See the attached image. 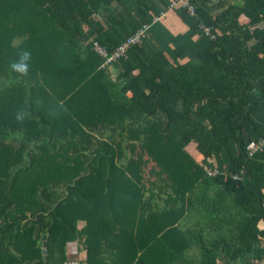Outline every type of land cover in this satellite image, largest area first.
I'll return each instance as SVG.
<instances>
[{
    "label": "trees",
    "instance_id": "16d2710c",
    "mask_svg": "<svg viewBox=\"0 0 264 264\" xmlns=\"http://www.w3.org/2000/svg\"><path fill=\"white\" fill-rule=\"evenodd\" d=\"M166 11L187 31L168 38L171 56H151L144 39L103 66L90 38L111 54L144 25L146 38ZM100 15L112 28L91 31L84 45ZM24 52L27 72H13ZM112 64L121 68L113 81L105 71ZM107 107L111 113L98 114ZM0 112L1 130L30 129L23 141L0 146L12 155L11 173L0 177V264L9 263L5 247L20 255L11 264H62L75 213L86 215V264H220V257L251 264L261 257L264 148L247 147L264 137L254 122L264 121V0H0ZM20 131L5 128L0 142ZM85 135L93 149L83 147ZM52 182L63 183L54 207L49 194L35 193ZM167 188L173 199L162 194ZM15 200L26 201L19 213L11 210ZM37 200L52 208L29 219ZM45 242L59 251L45 246L44 259Z\"/></svg>",
    "mask_w": 264,
    "mask_h": 264
},
{
    "label": "crops",
    "instance_id": "0c3cea01",
    "mask_svg": "<svg viewBox=\"0 0 264 264\" xmlns=\"http://www.w3.org/2000/svg\"><path fill=\"white\" fill-rule=\"evenodd\" d=\"M150 3L151 4L155 3V0H150ZM116 8L119 10V12L122 11V9L118 5H116ZM162 13L163 14L158 19L159 22L151 26L150 32L148 33L145 42L141 45V46H143L145 51L148 54H150L151 56L155 54L156 50L163 51L165 54L171 56V49H170V46H169L168 41H167L168 38L170 36H172V35H177L178 33H180L181 35H184L187 32L186 29H184V25L181 23V21L178 19L177 16H174L172 13H169L168 11L162 12ZM100 16L105 18L103 15H100ZM106 24H108V23H106ZM158 24H159V26H158ZM92 27L93 28L89 32H87L84 35V37H83L84 39H83L82 43L84 45H88V43H87L88 41H86L85 39L87 37H89V33L91 31H92V33L93 32L95 33L96 28L102 29L101 24L99 22L93 23ZM92 40H94V39L93 38L89 39V41L93 42ZM128 59L134 65H136V66L139 65V59L136 56V54L130 52V54L128 55ZM109 68H111V70L113 72L112 74H115V75H117L120 72V70H121V68L119 66L115 65V64L110 65L105 70L106 71H110ZM108 77H109V74H108ZM111 111H112L111 107H107L104 112L98 113V114H106L107 112L111 113ZM1 115H2V113L0 112V122H1ZM89 115H90V113H89ZM107 118H108V115L106 116V119ZM192 119L196 120V121L200 120V118L198 116H195V115H192ZM157 120L160 121V122L163 121V115L161 113L158 114V119ZM107 122H109L108 119H107ZM254 122L258 126V133H260V134L264 133V121L260 122L258 119H255ZM76 125H77V123L75 121V118H73V122L69 123L67 126H68V128L70 130H74V129H76ZM19 126H21V128ZM1 128H2V126H1V123H0V131L4 130L5 128H6V131H14V130H16L18 128L21 129V131H20V136L19 137L16 136L17 138L13 139V138H10V137H6L4 141L0 142V146L4 145V146L8 147V145L12 144L11 139L16 141V139L20 138L23 141L25 139V137H29L30 129H28L26 126H24L21 123H20V125L10 124L9 126H8V124H4L3 125L4 129L1 130ZM107 128L110 129V126H108ZM22 129H23L24 132H27L26 135L24 134ZM70 130H68L70 132L69 136L70 137L74 136V135H72V132ZM22 132H23V135H22ZM55 134H57V132H53V136ZM107 135L110 136L111 133L108 132ZM104 141H106L107 143L108 142L111 143L110 140H105L104 139ZM95 144H96V142H95V140H94V138L92 136H89V135H85L84 136V140H83V147L84 148L89 147L90 149H93V146ZM20 145H22V144H20ZM25 149H22L21 153H23L25 151ZM11 152H13V151H11ZM116 154L117 155H116V158H115V161H114V165H116L117 168H121L122 169L123 166H124V162L122 161L123 155H121L120 153H116ZM20 156H23V154H21ZM9 157H12V155L8 154V153H4V154L0 153V163H1V167H2V172L0 173L1 179L7 178V176L11 173V171H10L11 166H9L7 168V164L11 163V158L8 159ZM69 162H71V160ZM68 166H72V164L69 163ZM52 172H53V174H51V176L53 178L59 176L58 172H55V171H52ZM62 184L61 183L55 184V183L52 182L51 184L50 183L46 184L44 187L39 186V188H37V190H35V193L38 195V197L41 196L42 194H44V195L49 194L50 195L49 198L53 199V204L52 205L54 207L55 204H56V200H60V198H61V190H62V187H63ZM36 187H38V185H36ZM20 194L23 195V191L22 190L20 191ZM25 202H26L25 200H22V201L15 200V204L13 205L11 210L14 211V213H19L18 212V208L22 207L23 203H25ZM47 208L48 209L52 208L51 205L48 204V202L42 201V200H37L36 209L33 212L28 210L27 212H25V215H27V217L29 219H31V216H33L34 212L36 214H39V213H41L42 209H44V211L46 212ZM74 218H75V219H73V221H74V230H73L72 233H76V234L74 236V239H71V241H69V242H71V243H73L75 245L77 251H76L75 254H72V253H70V250H69L70 246H68V247L64 246L63 254H64L65 259H64L63 263L83 264L85 262L84 264H86L87 250L86 251L84 250V249H86L85 248L86 247V244H85L86 235L83 234V229H85L86 225H87L86 224V215H84V218H81V216H77L76 213H75ZM65 219L67 220V217H65ZM44 222H49V221L45 219ZM23 223H24V221H22L20 223V225L23 224ZM69 224H72V221ZM53 245L54 244L51 243V244H49V247H48L47 243L45 242V245H43L41 247V249H42V255L41 256L44 259H45L44 256H45V253H46V247H47V249L51 248V251L54 250V249H57L56 246H53ZM5 249H6V247L3 249V256H4L5 260L6 259L9 260V263L5 262L4 264H11L12 260L15 259V257L19 258L20 255H19V253L17 251L11 249V250H9L7 252V250L4 251ZM190 252H192V253H190ZM190 252H189L188 256L193 258L194 253L191 250H190ZM57 253H54V255H58ZM53 258H58V256L53 257ZM223 264H226V263L224 262Z\"/></svg>",
    "mask_w": 264,
    "mask_h": 264
},
{
    "label": "built area",
    "instance_id": "2783aa9c",
    "mask_svg": "<svg viewBox=\"0 0 264 264\" xmlns=\"http://www.w3.org/2000/svg\"><path fill=\"white\" fill-rule=\"evenodd\" d=\"M187 10H188L187 13H188L190 16H192V15L194 14V11H195V10H194V8H193L192 6H189V5H188V6H187ZM158 19H159V17H154V18L152 19V21H151V26L154 25L156 22H158ZM145 28H146V26H143V28H142L141 30L137 31V32L135 33L134 36L128 38L123 44H121V45H120V46L114 51V53H113L110 57L107 58L106 64H107V63H110L111 61H114L116 58H119V57L125 55V54H126V51L128 50V48H129L131 45L140 42V40L143 38V31H144ZM201 28H202L203 32H204L206 35H210V37H213V35H211V34L209 33V29H208V28H204V29H203L202 26H201ZM94 43H96V42H94ZM94 43L92 42L93 50H94L99 56H101V57H106V56H107V52H106L105 47L101 45L104 49L99 48V47H98L99 49H97V47H96L97 45L94 44ZM247 148H248V150L250 151V153H253V152H255V151H257V152L262 151V149L264 148V140H261V141H259L258 143H250V144L248 145ZM208 175H213V172L208 171ZM259 264H264V258L261 259V261L259 262Z\"/></svg>",
    "mask_w": 264,
    "mask_h": 264
},
{
    "label": "rangeland",
    "instance_id": "374dc122",
    "mask_svg": "<svg viewBox=\"0 0 264 264\" xmlns=\"http://www.w3.org/2000/svg\"><path fill=\"white\" fill-rule=\"evenodd\" d=\"M193 8H194V6H192ZM114 8V7H113ZM117 11H119L118 9H117ZM186 12H188V10H186ZM105 18H103V17H101L100 16V18L98 17V20L99 21H97V22H99L100 24H101V27H102V30L104 29V30H106V31H108L109 29H111L112 28V24H111V22L110 21H108L107 20V18H106V16L105 15H103ZM107 21V22H106ZM104 22V23H103ZM106 23H108V24H106ZM149 33V32H148ZM148 33H147V35H148ZM147 37V36H146ZM146 39V38H145ZM94 42H96V43H94ZM93 43L94 44H96L97 46V49H99V48H102V49H104L102 46H101V43L99 42V41H96V40H94L93 41ZM120 45V44H119ZM99 47V48H98ZM120 59H118V60H116V63H117V61H119ZM108 68V67H107ZM110 69V71H106L108 74H109V77H110V79L113 81V79L116 77V75L115 74H112L113 72H112V70H111V68H109ZM97 86V85H96ZM92 91H94V92H96V93H99V89H92ZM125 148H126V146H125ZM124 148V149H125ZM123 150V149H122ZM173 186V185H172ZM174 187V186H173ZM175 188V187H174ZM62 191V190H61ZM154 191H155V189H154ZM173 190L171 189V188H167V189H164L163 191H162V194L164 195V197H166V196H170L172 199L175 197V193L174 192H172ZM63 192V191H62ZM61 197H62V195H61ZM43 238H45V237H43ZM83 243V242H82ZM85 251H86V249H84ZM190 253H192V252H190ZM264 256V249H263V253L261 254V257H263ZM261 257H260V259H261ZM259 258H258V260H260ZM257 261V260H256ZM219 262H220V264H223L224 263V259L222 258V257H220L219 258ZM85 263V262H84ZM83 263V264H84ZM251 264H254V262H252Z\"/></svg>",
    "mask_w": 264,
    "mask_h": 264
},
{
    "label": "bare ground",
    "instance_id": "6f19581e",
    "mask_svg": "<svg viewBox=\"0 0 264 264\" xmlns=\"http://www.w3.org/2000/svg\"><path fill=\"white\" fill-rule=\"evenodd\" d=\"M144 26H146V28H145L144 31H143V38H142V39L140 40V42H138V43H141L142 40L145 39V30L148 28V26H147V25H144ZM142 28H143V27H142ZM142 28H141V29H142ZM141 29H139V30H141ZM139 30H138V31H139ZM134 35H135V34H134ZM134 35H132V36H134ZM132 36H131V37H132ZM128 38H130V37H128ZM128 38H127V39H128ZM127 39H126V40H127ZM116 49H117V48H116ZM116 49H115V50H116ZM115 50H114V51H115ZM114 51H113L111 54H108V53H107V56H106V57H101V56H100L101 58H103V66H108L109 64L115 62L117 59L126 56V54H125V55H123V56H121V57H119V58H116L114 61H111L110 63H107V64H106L107 58L110 57V56L114 53ZM106 52H107V51H106ZM126 52H127V51H126ZM261 140H264V137L261 138V139H259V140H257V141H251V142H249V144H250V143H258V142L261 141ZM44 237H45V236H44ZM68 246H70V249H69V250H70V253L75 254L76 251H77L75 245H74L73 243L69 242V243H67V247H68ZM263 258H264V256L261 257V259H263ZM259 259H260V258H259ZM261 259L255 261L254 264H259V262L261 261ZM63 264H73V263H63Z\"/></svg>",
    "mask_w": 264,
    "mask_h": 264
},
{
    "label": "clouds",
    "instance_id": "9594fccd",
    "mask_svg": "<svg viewBox=\"0 0 264 264\" xmlns=\"http://www.w3.org/2000/svg\"><path fill=\"white\" fill-rule=\"evenodd\" d=\"M28 60H29V53L28 52L22 53L19 57V61L11 65L12 71L19 74H25L28 69V64H27Z\"/></svg>",
    "mask_w": 264,
    "mask_h": 264
}]
</instances>
